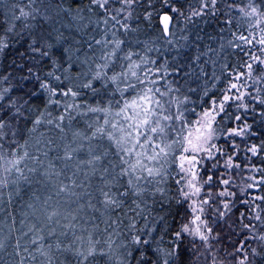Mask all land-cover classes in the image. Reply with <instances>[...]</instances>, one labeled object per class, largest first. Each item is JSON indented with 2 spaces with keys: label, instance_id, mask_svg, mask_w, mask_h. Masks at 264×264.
<instances>
[{
  "label": "snow or ice",
  "instance_id": "snow-or-ice-1",
  "mask_svg": "<svg viewBox=\"0 0 264 264\" xmlns=\"http://www.w3.org/2000/svg\"><path fill=\"white\" fill-rule=\"evenodd\" d=\"M137 3L139 0H88L86 11L90 15L85 16V9L79 6L80 0H73V7H63L62 3L52 4L51 0H16L10 19L5 17L3 22L8 24V33L15 31L17 21L22 22L23 29L29 33L36 27L32 22L38 20L52 27L48 38L41 35L37 39L30 35L31 43L28 46L32 53L51 64V70L41 78L32 68L28 69L38 85L36 91L27 94L29 99L23 100V104L18 105L17 99L7 96L10 88L0 91V112L5 108L12 112L11 120L8 112L0 115V140L9 135L15 137L23 134V130L18 132L11 121L24 115L21 108L28 105L32 97L44 93L47 95V105H56L61 109L60 114L53 118L45 107L31 121L32 126L27 133L31 136L41 124L51 125L59 130L62 144L54 147L51 139L36 140L30 144L26 139L11 153L5 152L3 144H0V264H36L38 257L39 264H55L56 254L64 252L74 257L75 264H96L98 257H104L109 264H255L258 258L264 261V207L261 206L264 205V195L251 196L242 201L247 211L240 213L239 239L235 242L229 239L230 250L217 246L222 238L219 233H214L204 216L205 207L211 208L215 202L214 194L208 191L204 193L205 198L199 201L194 199L202 192V185L197 186V173L194 171L201 162L200 154L205 159H212L214 152L221 151L212 143L218 139L213 124L216 116L225 111V104L243 101L247 95L264 106V95H261V86H264V0H260L259 4L256 0H247L245 7L240 9L249 24V35H239L240 43L232 46L241 48L247 45L250 50L245 54L250 62L244 63L246 71L236 72V82L227 84L226 93L235 90L236 94H225L219 104L212 101V110L204 112L202 119L196 122L199 125L196 128L183 126L187 122L180 110L182 101L171 95L178 89H174L171 82H168L165 91L158 86L159 81L169 75L167 62L153 68L156 61L147 55L153 48L147 47L144 55L125 50V40L117 36L121 31L125 34L136 31L130 21ZM163 3L169 7V11L159 16L161 31L167 42L172 43L171 38L175 34L173 14L191 22L192 17L202 16L208 11L215 12L217 0H197V6H189L188 16H184L178 7L168 5V0H163ZM114 4L119 7H113ZM61 13L71 16L80 32L92 24L96 27L104 25L100 38L88 36L86 45L94 53L98 47V55L88 56L85 53L81 59L68 48L59 49L65 37L56 27L55 18ZM93 15L98 19L93 20ZM151 16V12H146L145 19ZM53 33L55 44L50 42ZM229 43L232 44L231 41ZM257 45L259 55L255 51ZM9 46L6 37L0 36V54ZM57 50L60 51L59 56ZM118 53L122 55L118 56ZM121 60L126 63H119ZM117 68L121 70L117 71ZM81 77L84 79L81 80ZM241 80L244 83H240ZM248 81L252 84L249 85ZM95 82H99L101 87H95ZM109 85L114 86V91L109 95L119 93L121 100L109 99L95 106L86 101L83 104L79 102L83 90H90L95 96L101 89L107 90ZM250 86L254 87L255 95L247 91ZM130 90L135 94L131 98H124ZM57 97L66 100L62 103ZM237 108L247 111L249 105L239 103ZM77 117L84 122V130L73 129V121ZM235 119L240 121L241 117L236 116ZM177 124L181 126L177 128ZM242 124V127H234L225 134L236 137L249 135L251 125L247 122ZM66 128L71 133L70 138ZM170 136L174 138L170 139ZM232 146L233 151L239 150L238 145L233 143ZM177 150L179 156L175 154ZM53 151L62 154L50 156ZM245 151L250 157H259L264 152V141L247 146ZM81 153H85L87 159H80ZM110 156L115 159H109ZM232 160L229 156L225 161L227 168L234 167ZM173 164L180 173L185 174L175 181L181 200L192 198L188 207L192 213H196L187 222L177 221L175 228L163 216L155 217L154 223L149 222L151 213L147 210L150 205L146 199L164 196L166 189L163 185ZM235 167L239 168L240 165ZM251 171L261 175L259 178L255 175L247 177L252 182L241 189L242 192L264 185V167L253 165ZM185 177L191 178L181 186V180ZM94 180L99 182L93 183ZM211 181L212 177L209 176L204 183L210 184ZM220 183L228 186L233 181L222 179ZM23 195H29L27 201H23ZM215 195L228 198L236 193L226 187ZM18 200L23 201L25 208L19 213V221L13 210ZM180 202L177 201L178 204ZM65 204H75L76 208L67 211L63 207ZM221 207L223 210H214L216 217L223 218L231 213L233 202L223 199ZM89 210L98 213L106 224L103 229L106 240L102 243L99 239H93V232L84 228L86 241L84 236L76 237V244L60 241L58 237H68L69 232L75 236L76 230L81 228L79 221L83 216L80 214ZM121 212L123 216L112 215ZM90 219L93 229L98 230L95 217ZM125 219L128 221L126 229L131 233L127 242L120 231ZM5 220L9 222L6 226L3 225ZM61 220L67 222L61 224ZM141 220L143 223L138 228ZM244 220L248 222L244 223ZM17 223L19 228L16 227ZM56 227L61 229L59 233ZM46 228L47 237H57L55 243H44L46 236L41 233ZM165 235L168 236L167 240ZM188 237L192 238L191 244H185Z\"/></svg>",
  "mask_w": 264,
  "mask_h": 264
},
{
  "label": "trees",
  "instance_id": "trees-1",
  "mask_svg": "<svg viewBox=\"0 0 264 264\" xmlns=\"http://www.w3.org/2000/svg\"><path fill=\"white\" fill-rule=\"evenodd\" d=\"M14 3H16V0H0V36H5L10 45L0 54V91L10 88L11 91L7 96L17 99L19 105L23 104V100L29 99L27 94L36 91L38 85V81L28 73V69L32 68L33 72L40 75L41 78H44L43 74L45 72L51 70V64L47 60H42L38 54L30 51L28 46L31 40L29 37L31 35L33 38L39 39L41 35H44L45 38H48V34L52 33V27L48 23L38 20L32 22L36 24V27L29 33L23 29V23L17 21L15 31L8 33L6 31L8 24L3 21L6 16L10 19ZM51 3H62L63 7L74 6L73 0H51ZM256 3L259 4L260 0H256ZM246 4L247 0H217L215 12L208 11L202 16L192 17L191 22H187L182 17L173 14V23L175 24L173 31L175 34L171 38L173 42L168 43L161 31L159 16L167 13L169 7L163 3V0H139V3L135 5L133 19L130 21L131 26L136 31L127 34L122 31L117 33L118 38L125 40V44L123 45L125 50L130 49L133 52H139L141 55H144L147 47L153 48L152 52L147 53L151 59L156 61V65L152 66L153 68L164 65L167 62L169 75L164 80H160L158 86L161 91H165L168 82H171L172 87L178 89V91L173 92L171 95L182 101L180 103V110L183 112L187 122L183 125L186 128H196V122L201 119L204 112L210 111L213 108L212 101H216V103L220 102L225 94H229L226 93L227 84L229 82H236L234 79L236 72L246 71L244 63L248 61V57L245 53L250 50L249 47L247 45H242L241 48L232 46L233 44L240 43L238 40L239 35H249V24L240 13V9L245 7ZM87 5L88 0H80L79 6L85 9L83 13L85 16L90 15L86 11ZM168 5L178 7L184 16H188L189 6H197V0H168ZM113 7H119V5L114 4ZM146 12L152 13L150 19H145ZM92 19L96 20L98 17L93 15ZM55 20L57 21L56 27L60 29L65 37L59 49L68 48L75 52V55L80 56L81 59H83L85 53L88 56L99 54L98 47L94 53L86 45L88 43V36H94L96 39L100 38L101 29L104 27L103 24L99 27L92 24L84 32H80L77 30L76 22L67 14L61 13ZM228 21H231V23H228ZM18 33L19 35H17ZM54 35L53 33V38L50 39V42L53 44H55ZM183 37H187V39H183ZM77 49L79 51H76ZM255 51L257 55L260 54L258 45ZM59 54L60 51L57 50V55L59 56ZM117 55L120 56L122 53H118ZM196 57H199V59L197 60ZM133 59H137V57H133ZM95 62L99 63L98 60ZM119 63L126 62L121 60ZM176 69H179V71L177 72ZM116 70L120 71L121 69L117 68ZM257 73L259 74V70H257ZM109 75H111V71H109ZM26 76L29 78L23 79ZM4 77H7V79L5 80ZM83 79L81 77V80ZM240 83H244V81L241 80ZM248 84L251 85L252 82L248 81ZM94 86L97 88L101 87L99 82H95ZM261 87V95H264V86ZM113 91L114 86L112 85H109L107 90L101 89V92L95 96H93L90 90H83L79 102L83 104L86 101L88 104L95 106L97 103L102 104L105 100L109 99L121 100L122 98L119 93H116L114 96L109 95ZM241 91H244V89H241ZM247 91L252 92L253 95L256 94L254 87H248ZM134 94L130 90L128 93H125L124 98H131ZM185 97L187 98L186 101ZM57 99H60L62 103L66 100L64 97H57ZM239 103L248 104V110L244 111V109L237 108V104ZM45 107H47V111L52 114L53 118L60 114L61 109L56 105H47V95L44 93H38L36 97L30 99L28 105H24L21 108V112L24 115L11 122L18 132L23 130V134H18L15 137L9 135L0 140V144H3L5 152L11 153L18 145L23 144L26 139L30 144H34L36 140L46 139H51L54 147L62 144L59 130L51 125L41 124L31 136L27 133V129L32 126L31 121L36 118L38 112L44 111ZM113 107L115 108L116 105L113 104ZM28 108H32L33 111H26ZM4 112H8V118L11 120L12 112H9L5 108L3 112H0V115H3ZM236 116H240L241 120L237 121L235 119ZM242 122H247L251 125L249 135L236 137L225 134L227 130L234 127H242ZM180 126V124L176 125L177 128ZM213 127L216 128L218 139H214L212 143L221 151L214 152L212 159H205L203 158V154H200L201 162L196 166V183L197 186L202 185V192L199 197H194V199L199 201L205 198L204 193L208 191L214 194L213 200L215 202L211 208L205 207L204 216L208 219L209 226L213 227L214 233H219L222 238L221 243L217 246L227 247L230 250L231 244L229 243V239L232 242L239 239L240 213L247 211L242 201L250 199L251 196L264 195V185H261L259 189L241 191L248 183L252 182L247 177L255 175L259 178L261 175V173L252 172V166L264 167V152H261L259 157H250V154H247L245 151L247 146L260 144L264 141V106L252 101L247 95L243 101H229L225 104V111L216 116ZM77 128L81 130L85 129V124L79 117L73 121V129ZM65 131L68 132V138H70L71 133L67 128ZM173 138L170 136V139ZM104 143L106 145V141ZM233 143L239 146L238 151H233ZM29 151L31 152L32 149L30 148ZM57 154H62V152L53 151L49 155L55 156ZM175 154L179 156V150ZM229 156L233 158V168H227L225 165V161ZM80 159H87L86 154L81 153ZM109 159L114 160L115 157L110 156ZM237 164L240 165L239 168L235 167ZM184 175V173L179 172L175 164L171 165L169 177L166 184L163 185L166 189L164 196L146 197L150 205L147 212L151 213L148 217L149 222L154 223L155 217L163 216L168 224L175 228L177 221L179 223L187 222L188 219H191L196 214L192 213L188 207L192 202V198L186 201L181 200V194L175 183L176 180L181 179ZM209 176L212 177V181L210 184H205L204 181ZM187 179H190V177H185V179L181 180V186L185 184ZM222 179H230L233 183L228 186L222 185L220 183ZM98 182V180L93 181V183ZM226 187L229 191L236 193V195L228 198H221L215 195V193L223 191ZM29 195H23V201H27ZM223 199H230L233 202V208L231 213H227L223 218H219L216 217L214 210L217 208L223 210L221 207ZM178 200L181 201L179 204L177 203ZM23 201L18 200L13 205L17 221L21 219L19 213L25 211V208L22 206ZM93 203H95V200H93ZM261 206L264 207V205ZM63 207L67 211H74L76 205L65 204ZM177 212L180 213L179 216L176 215ZM117 214L123 216L122 212L113 213L112 215L115 216ZM80 215L83 216V219L79 221L81 228L76 230L75 236L69 232L68 237L59 236L58 239L64 244H76L78 243L76 237L84 236L86 241L87 232L82 230L86 228L88 231L93 232V239H99L103 243L106 240V235L103 232L106 224L99 214L89 210ZM90 217H95V223L99 225L98 230L93 229ZM174 217L175 220L173 219ZM85 221L88 222L85 223ZM32 222L34 223L35 221ZM66 222L61 220V224ZM243 222L247 223L248 221L244 220ZM8 223L6 220L3 221L4 226ZM127 223L128 221L125 219L120 229L124 234L125 242H127L131 235L126 229ZM142 223L143 221L141 220L137 224V227L139 228ZM16 227H20L19 223H17ZM47 230L46 228L41 233L46 236L44 243H55L57 237H47ZM60 231L61 229L56 227V232L59 233ZM164 238L167 240L168 236L165 235ZM191 241L192 238L188 237L185 239V244H191ZM253 246L255 247L256 245ZM39 259L38 257L36 264H39ZM55 264H75L74 257L68 252L57 253ZM96 264H109V262L104 257H98ZM255 264H264V261L258 258Z\"/></svg>",
  "mask_w": 264,
  "mask_h": 264
},
{
  "label": "rangeland",
  "instance_id": "rangeland-1",
  "mask_svg": "<svg viewBox=\"0 0 264 264\" xmlns=\"http://www.w3.org/2000/svg\"><path fill=\"white\" fill-rule=\"evenodd\" d=\"M236 94V92H235V90H233V92H230L228 95H235ZM217 104H219V102H217ZM212 110V109H211ZM210 110V111H211ZM203 117V116H202ZM202 117H201V119H202ZM200 119V120H201ZM197 127H199V125L197 124ZM194 171H196V167H195V169H194ZM191 178V177H190Z\"/></svg>",
  "mask_w": 264,
  "mask_h": 264
}]
</instances>
